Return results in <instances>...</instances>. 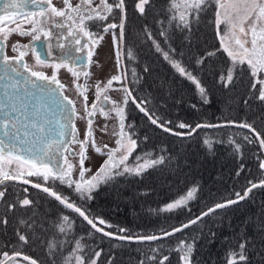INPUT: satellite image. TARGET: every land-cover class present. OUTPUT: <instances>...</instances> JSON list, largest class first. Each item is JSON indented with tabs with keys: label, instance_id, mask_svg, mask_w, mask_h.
Returning a JSON list of instances; mask_svg holds the SVG:
<instances>
[{
	"label": "snow or ice",
	"instance_id": "1",
	"mask_svg": "<svg viewBox=\"0 0 264 264\" xmlns=\"http://www.w3.org/2000/svg\"><path fill=\"white\" fill-rule=\"evenodd\" d=\"M213 3L216 5L215 20L210 21V23H214L217 36L220 37V47L228 58L226 66L222 64L217 74L220 83L228 89L234 87L241 77L246 76L250 86L249 99L254 96L256 100L264 102V0H168L169 14L167 22L170 27H163V20L158 21V24L161 27L160 36L165 43L169 44V51H165L161 47L160 42L152 35L147 25L144 27V33L147 39L152 41L157 52L162 53L164 59L171 64L180 76L186 77L196 86L203 103H208L207 93L200 80L182 62L172 58L171 54L175 53V49L170 44V29L187 33L185 39L191 45L193 24L199 25L202 14H207ZM62 4L63 7H57L53 0H0V187L3 188V190H0V202L4 201L6 195V182L18 181L21 184L31 185L32 188L47 193L49 197H53L65 208L78 213L95 232L102 233L105 237L152 242L164 240L177 232H182L183 229L189 228L191 225L201 223L204 217L216 213L217 209H225L250 199L253 189H264V158L257 155L256 159L262 174L258 181L248 180L250 186L246 187L242 193L235 192V199H227L216 203L199 216L180 227L173 228L171 231L162 230L160 235L139 236H119L106 231L100 225L105 227H112V225L100 217L90 216L88 211L77 206L76 202L71 200L70 197L56 191L57 181L61 185L67 184L69 188L74 185V191L78 194L79 199L90 201L94 199L93 190L97 189L101 183L107 184L115 177L126 173L140 175L148 168H155L167 163V157L163 154L156 157L150 152L144 153L143 156L137 155L135 165L130 166L126 163L132 152L139 146L138 139L134 138L135 132L127 131L124 123L125 107L129 101L136 105L151 124L172 135L192 136L200 128L226 126L223 124L197 123L195 127H192L190 124L180 122L177 127L189 131L175 132L167 126L171 121H162L154 111L146 107L150 103L148 99L137 98L134 95L136 90L130 85L138 84L142 77L137 73L135 67H131V79L129 81V66L125 65L124 70L120 68L122 54L133 65L137 59L132 48L125 47L127 0H62ZM151 6L152 0H136L135 11L141 17H146ZM222 9L224 10L223 18L221 17ZM18 17H22L29 27L24 28L17 23L16 18ZM117 17L119 22H117ZM6 21L15 23L16 27H8V30L5 31ZM52 28L66 29V36L63 38L71 37L72 44L80 47L72 49L71 45L57 43L56 47L65 49L64 56L68 57V61L66 65L62 58L60 63L53 66L52 74L49 76L42 71L34 70V67L30 66L25 60V57L31 51L36 58L37 65L43 67L47 64L44 57L52 55V44L49 42L53 35ZM94 28L102 31H93ZM109 32L113 37L119 74L109 78L106 83L96 81L94 85H89L90 73L85 72L83 67L80 71L76 70V66L81 65L83 61L80 56L71 53H81L84 49H88L86 60L91 63L95 47L103 40L104 34ZM13 34L21 37L30 36L31 41L29 44L24 45H20L19 42L12 43L11 51L14 55L9 56L4 49ZM56 36L57 39H60V34H56ZM82 37L89 38V42L81 44ZM37 41L41 42L39 47L35 44ZM218 51L219 49H213L206 51L203 55H197L195 57L197 66L203 69L206 60L216 57ZM65 66H67V71L74 77L73 85L82 101V113L77 111L76 102L64 95L66 86L57 78L59 68ZM144 71L147 72L148 68L145 67ZM25 73L27 76L24 75ZM81 75L86 78L83 84L77 83ZM114 81L121 82L120 90L124 93L122 101L111 100L107 95L109 91L117 90L113 88ZM52 85H55V87H52ZM92 89H94L95 99L89 103L88 92ZM28 95H39L51 101L49 108L51 109L54 105L56 111L61 115L67 111L61 101L70 106L71 111L67 115V122L63 127L71 129L68 135L72 136V143L79 145L78 151L70 152L74 159L78 157L76 163L69 162L67 156H65L64 166L60 165L58 157L62 155V151H68L61 140L64 133L53 127L51 118L39 115L43 111L42 107L37 108L34 104L31 108L29 107L25 99ZM104 101L113 105V111L116 118H118L119 132H113V135L117 137L115 140L116 147H109L107 144L100 147L96 144L93 118L96 116L99 102L100 114L108 119ZM244 103L247 106L248 99ZM192 107L196 108V105H192ZM30 112L33 114L30 115ZM74 116L87 121V127L83 131V139H77L80 130L75 126ZM226 124L248 129L253 134L254 139L247 134L243 136V139L249 144L258 141L260 149H264V134L258 132L253 123L227 121ZM127 128L131 129L132 125H127ZM107 129L108 125L105 124L99 128V131L106 134ZM53 132L56 133L55 137L52 135ZM125 136L128 137L127 141L124 140ZM144 139L147 140V136ZM219 142L223 143V141ZM228 143L239 154V159H243L242 145L231 135L228 137ZM204 144L211 149L212 144L208 139L204 140ZM89 147L98 154L106 155L107 158L96 169L95 173L85 179V173L92 171L85 166L86 160L89 159ZM104 149L107 151H103ZM5 164L9 166L7 171L4 167ZM13 164H15V167H12ZM243 169L244 165L241 164L236 173L237 177L240 176ZM74 171L78 172L79 180L72 179ZM31 177L36 179H29ZM23 191L27 192L28 189L25 188ZM196 192L197 188L195 187L189 189L185 196L167 204L160 211H172L186 206L189 200L195 198ZM18 203L21 207H24L32 206L34 202L29 198H18ZM15 208L16 204H7L9 211ZM34 217L35 214L28 219L22 218L19 221L20 227L16 229L15 235L21 249L25 245L39 242L42 246L46 245V255L51 264H57L58 257L60 258V264H73V262L74 264H98L103 249H92L93 254L90 255L86 251L87 246L82 243L83 237L77 238L75 236V222L69 215L61 214L57 221H52L51 225L38 222ZM2 223L7 225V217L3 218ZM50 227L55 228L56 232L45 239L42 233H48ZM257 227L261 233H264V219L259 220ZM21 228L24 231H21ZM37 229H40V231ZM118 231L123 233L127 229L119 228ZM89 235H92V233L90 232ZM211 235L215 237V233ZM194 244L195 241L188 243L185 240H180L172 249V251L179 253L180 264H192L191 256ZM247 245L248 240L242 239L238 245V250H230L227 264L246 262L248 260ZM15 247L16 245H13V248ZM166 247L165 244L151 246L149 254L143 255L140 264H150V262L157 261L158 257H162L159 258V264H165V261L170 259L169 255L162 254V249ZM0 255L4 257L0 260V264H17L16 257L28 261V264H40L38 260L24 255L22 251H13L12 253L5 251L0 252ZM113 261L114 257L109 258L108 264H113Z\"/></svg>",
	"mask_w": 264,
	"mask_h": 264
},
{
	"label": "trees",
	"instance_id": "2",
	"mask_svg": "<svg viewBox=\"0 0 264 264\" xmlns=\"http://www.w3.org/2000/svg\"><path fill=\"white\" fill-rule=\"evenodd\" d=\"M161 2L163 0H152L147 19L131 13L130 43L137 57L132 67L136 68L137 73L140 72L139 75L145 72L144 69L147 67L148 71L143 75L148 73L151 77L147 82L140 80L138 84L132 85V88L136 90L134 95L137 98L148 99L150 103L146 107L154 111L162 121H171L167 126L178 132L189 131L178 128L177 125L180 122L194 127L197 123L235 121L253 123L256 130L263 127L264 102L256 100L254 96L249 99L250 86L246 76L241 77L234 87L226 89L219 80L217 83L214 82L218 78L217 74L221 67L215 57L208 58L203 69L199 68L195 62L197 55H203L219 45L212 35L213 31L210 30L213 15L211 8L207 14H202L205 20L201 21L200 26L193 24L192 42L196 48L191 47L187 40L184 41L187 33L180 34L179 31L170 29V44L175 49V53L171 55L176 56L174 58L180 62L194 58V61H187L185 67L200 80L204 88L206 87L205 80L211 82L212 86H209V91L205 89L208 103H203L200 94H198L199 97H195L194 93L192 96L190 93L189 95L185 93L188 91L185 87H189L187 83L190 81L181 77L179 73H175L174 69L169 70L170 66L159 56L161 53L157 54V59L156 56L153 57L152 51L157 52V50L144 33L145 25L160 42L161 47L169 51V44L165 43L160 36L161 27L158 24V21L163 20V27H170L167 22L168 6H165L162 11ZM140 34L148 40V43L146 41L145 44L139 43L136 46L139 40L137 35ZM179 37H181L180 41H178ZM184 42L189 48L187 44L184 45ZM221 51L222 49L217 52V56L221 55L219 54ZM183 57L185 60L182 59ZM130 79L129 77V81ZM246 99H248L247 106L244 103ZM192 105H196V108ZM131 113L140 112L132 106L129 114ZM139 116L145 126L138 123L134 127L139 145L135 149V154L143 156L147 152L154 154L160 151L167 157V163L148 168L140 175L127 174L123 178L128 180L121 181V178L119 180L114 178L106 186L100 184L96 192L92 194L94 199L90 201L70 198L76 202L77 206L88 211L90 216L100 217L112 225V227L100 225L105 230L124 236L159 234L162 230L168 231L189 221L216 203L235 198V192L242 193L248 186V180H259L262 170L259 168L256 156L259 155L261 158L263 156L257 143L249 144L243 139L246 134L254 139L249 131L234 126L200 128L192 136L178 137L156 128L141 113ZM230 135L242 145L243 159H239V154L228 143ZM145 136L147 140H144ZM205 139L211 142V149L204 144ZM187 140L195 142L193 150L192 146L187 145ZM241 164L244 165V169L237 177L236 173ZM193 187L197 188L195 198L192 201L189 200L185 207L172 211L157 209L175 200V196L180 192ZM42 196L51 208L57 207L56 211L54 208V210L50 209L52 213L46 215L47 224L57 221L56 216H52L54 212L58 211L71 216L73 221L84 229L80 235L83 236L82 241L87 246L86 251L92 255V249H103L98 264H108L111 257H114L113 264H140L143 255L149 254L150 247L160 244L167 245L165 249H162V254L170 256L165 264H180L179 253L172 251L180 240L188 243L195 241L191 256L192 264H227L226 258L229 251L238 250L242 239L248 240V260L240 264H264V233H261L257 227L259 220L264 219L262 215L264 213V189L261 188L253 189L250 199L246 201L220 209L204 217L201 223L192 225L164 240L149 243H125L103 237L92 231L76 214L60 206L45 194L42 193ZM61 213L57 214L58 219ZM46 216L44 215L41 222H46ZM29 217L30 214L26 213V217L24 215L22 218ZM20 219L18 217L19 221ZM119 228H125L127 231L121 233L118 231ZM90 232L92 235H89ZM212 233H215V237L211 235ZM43 235L46 239L52 234ZM9 240L10 237L4 241L9 243ZM30 247L33 250L27 252L31 257L39 262L42 261L43 264H46V261L51 264L46 255V245L42 246L37 242L25 245L24 248L29 250ZM38 252H42L41 255L45 259L38 258ZM159 258L162 257H158L157 261L150 262V264H159ZM57 264H60L59 257Z\"/></svg>",
	"mask_w": 264,
	"mask_h": 264
},
{
	"label": "rangeland",
	"instance_id": "3",
	"mask_svg": "<svg viewBox=\"0 0 264 264\" xmlns=\"http://www.w3.org/2000/svg\"><path fill=\"white\" fill-rule=\"evenodd\" d=\"M135 2H136V0H132V2H131L132 3V5H131V13L132 14H137V16H140L139 13L135 11ZM161 3H162L161 10L163 11V9L165 8V6H168V0H163V2H161ZM215 8H216V5H215V3H213L211 5V10L213 11L212 21L215 20ZM223 15H224V10L222 9L221 10V17L222 18H223ZM204 20H205V18H204V15H203L202 16V19L200 20V23H201V21L204 22ZM200 23H199V26H200ZM221 27H223V25H221ZM210 30L213 31L212 32V35H213L214 39L216 40V42H219V45L217 47H214L213 49H219V50L222 49L220 47V37L217 36L216 27H215L214 23H210ZM179 33L181 34V32H179ZM108 34L109 33L104 34L103 40L100 42L99 45L96 46V50H95V52H94V54L92 56L93 57V62H92V66H91L90 77L88 78L89 85H94V83L96 81H103V82L106 83L109 78H111L114 75H118L119 74V72L117 70V63H116V52H115V49L113 47V38L110 39V41H111V43H110ZM180 38L181 37L178 38V41H180ZM137 39H139L138 40L139 43H144L145 44L146 41L148 43V40L145 39L144 37H142L141 34L140 35H137ZM184 41H186V39H184ZM185 44H187V43L184 42V45ZM187 46H188V44H187ZM190 46L193 47V48H196V45L193 42L191 43ZM188 48H189V46H188ZM163 49L165 51H168L165 48H163ZM159 53H161V52H156L155 50H154V52L152 51L153 57L156 56L155 57L156 59H157V54H159ZM219 54H221V55L215 57L216 62H218V65L220 64L219 67L222 64H225V66H226V62H228L227 55L223 52V50ZM159 56L163 60H165L164 57H163V55H162V53ZM174 57H176V56L172 55V58L173 59H175ZM123 59H124V64L127 65V63H126L127 57L125 55L123 56ZM182 59L185 60L184 57ZM190 60H193L194 61V58H189L188 60L182 62V64L185 66V64L187 63V61H190ZM165 61L167 62V65L170 66L169 67V70L174 69L167 60H165ZM177 61H179V60H177ZM245 67H246V65H245ZM61 71L58 72L59 74H58V77L57 78L66 86V89H65L66 92L69 93L71 95V98L76 102L77 111L79 113H82L83 112L82 101H81V98L77 95L76 90H75V86L73 85L74 77L72 76L71 73L66 72L65 71V68H62ZM169 73H172V72H169ZM175 73H178V72L176 71ZM143 74H145V72H142V74L140 75L142 77V79H140V80H143V81L147 82V80L149 79L150 75H148V73L146 75H143ZM129 77L131 78L130 72H129ZM170 78H171V80H174L173 77H170ZM184 79L188 80L186 77H184ZM218 80H219V78L215 79L214 82L216 81V83H217ZM188 81H190V80H188ZM205 82H206L205 89L207 91H209V88H210L209 86H212V84H211V82L206 81V80H205ZM187 84L189 85V87L186 86L185 89L188 90L189 92L186 91L185 93L187 95H189V93H190L191 96H192V93H194L195 94L194 95L195 97H199V95H198L199 92L196 89V86L191 81L188 82ZM130 86L132 87V85H130ZM113 88L114 89H117V90L109 91L107 93V95L111 98V100H114V101H122L123 100L124 93H123L122 90H120V88H121V82L114 81L113 82ZM93 91H94V89H92V90H90L88 92V97H89V101H90L89 103H91L95 99V96H94V92ZM130 102L131 101H129L128 105L125 107L124 123H125L126 130L127 131H134V127H136V125L138 123H141L142 126H145V124H144L143 120L141 119V117L139 116L140 113H136V114L131 113V114H129L128 107L131 104ZM110 105L113 106L112 104H110ZM132 105L130 106V108L132 107ZM111 108L112 109L109 108L107 110L108 119H105L104 116H102L100 114V110L97 111L96 116L93 118V120H94V123H93V131H94L95 138H96V144H97V146H100V147H102L104 144L109 145V147H116L115 140H116L117 137L113 135V132L114 131L119 132V122H118V118H116L115 112L113 111V107H111ZM134 112H135V109H134ZM74 119H75V122L77 123V125L80 127V131H81L79 133L80 139H83V131L87 127V121H86V119H80L78 117H75ZM210 123H218V122H210ZM105 124L108 125V129H107V133L106 134L105 133H101L99 131V128L102 127ZM260 124H262V123H260ZM127 125H132V128L131 129H128L127 128ZM139 129L137 130V132L140 131ZM214 131H219V130H214ZM257 131L260 132V133H262V134H264V126L263 127L261 126V128H257ZM134 138H136V137H134ZM127 139H128V137L125 136L124 137V140L127 141ZM184 142H186V141H184ZM194 143L195 142H193L192 140H187V145L188 146H192V148H191L192 150L194 149V147H193ZM71 147L74 149V151H78L79 145L78 144H75V143H71ZM103 151L106 152L107 150L104 149ZM135 153H136V151L134 150L132 152L131 156L129 157V160L126 162L130 166L136 164L135 157L137 155ZM161 154H163V153H160V151H156V152H154L153 155L156 156V157H159ZM88 155H89V159L86 160L85 166L87 168H90L92 171L85 173V179H88L93 173H95L96 169L99 168V166L107 158L106 155H101V154L96 153L91 147H89ZM66 156H67L69 162H71V163H76V161L78 160V157H76L74 159L71 155H66ZM126 175H127V173L124 174V175H121V176H117L115 178H116V180H119V178H121V181L128 180V179H124L123 178ZM129 175H135V174H129ZM29 179H31V178H29ZM72 179L73 180H79V174H78V172H76V171L73 172ZM31 180H33V179H31ZM101 184L106 186L108 183L107 184L101 183ZM56 186L60 188V189H58L56 187V189H55L56 191L61 192L64 195L69 196L70 198H74V199L80 200L78 194L74 191V185H73L72 188H69L67 186V184H64V185L56 184ZM12 188H13V186L10 187L9 189H6V195H8V194L10 195L12 193V190H11ZM25 188L28 189L27 192L23 191V189H25ZM185 188H186V186H185ZM17 190L19 191V194H18L19 195V199L29 198L34 203H33L32 206H24V207H21L20 204L18 203V206H16V208H15V211L16 212L9 211L10 212V218H11V213L12 212L18 213V217L21 218V219H22V217H24V215L26 217V213H29L30 214V217H32L33 214H35V217L34 218L38 222H41V219L44 217V215L46 216V215H50L52 213V211H50V209H53L54 208L55 211L57 210V207L56 206H53V208H51L48 205L47 201L42 198L43 196H42V193L40 191H37L35 189L28 188V187L23 186V185H20V184L17 186ZM96 190L97 189L93 190L92 194H94L96 192ZM188 191L189 190L184 191V192L182 191V193L180 192L179 195L177 194L175 196L176 197L175 200L179 199L182 196H185ZM6 195H5V197H6ZM175 200H173V201H175ZM17 201H18V198H17ZM173 201H171V202L169 201L163 207H159L157 209L160 211V209L164 208L167 204L172 203ZM6 208H7V206L5 205L4 206V209L6 210ZM181 210H183V209H181ZM20 212H22V213H20ZM60 213L61 212H58V211L57 212H54V215H52V216H56V219L58 220L57 216H59V215H57V214H60ZM61 214H63V213H61ZM23 219H25V218H23ZM71 219L73 220L72 217H71ZM45 221H46L45 223H47V216H46V220ZM18 224H19V221H18ZM49 225H51V223H49ZM19 227H20V225H19ZM74 228H75V236L77 238L83 237L80 234L82 233V230L84 231V229H82L76 222H75ZM37 230L40 231V229H37ZM21 231H24V229L21 228ZM49 231H50V233L48 232V234H53V233L56 232V229L53 228V227H50ZM43 234H45V233H42V235ZM43 236H45V235H43ZM50 236H47L46 239L49 238ZM82 243H84V242L82 241ZM12 244L13 245H16L15 248H19V250H21V248L19 247L18 238H17L16 241H13ZM28 249L30 251L33 250L32 247H30ZM69 250H70V248H69ZM41 254H42V252H38L37 257L40 258V259H45L43 257V255H41ZM226 261H228V256L226 258ZM46 264H49V262L46 261ZM73 264H74V262H73Z\"/></svg>",
	"mask_w": 264,
	"mask_h": 264
},
{
	"label": "flooded vegetation",
	"instance_id": "4",
	"mask_svg": "<svg viewBox=\"0 0 264 264\" xmlns=\"http://www.w3.org/2000/svg\"><path fill=\"white\" fill-rule=\"evenodd\" d=\"M53 2H54V4L57 7H63L62 0H53ZM131 17H132V14H131V0H127V23H126V29H125V34H126V45H125V47L126 48L127 47L131 48V43H130V37H131V33H132ZM16 19H17V23H19L22 27H24V28H28L29 27L28 23L22 17H18ZM117 22H119V18L118 17H117ZM8 27L15 28L16 24L12 23L11 21H6L5 31L8 30ZM93 31H102V30L94 28ZM51 32L53 33V35L50 38L49 42L52 44V55L44 57V59L47 61V64L45 66L41 67L40 65H37L36 58L33 56L31 51L25 57V60L30 64V66L34 67V70L42 71L46 75H49V76L52 74L53 66H55L58 63H60L62 58L64 59L66 65H67V61H68V57L64 56L65 49H61V48L56 47L57 43H63L65 45H71L72 49H74L76 47H80L79 45L72 44L71 37H68L67 39L63 38L64 36H66V33H67L66 29L52 28ZM56 34H60V39H57ZM108 37H109V41H110L111 38H113L111 32H109ZM41 39L43 40V37ZM30 41H31V37L30 36L21 37L19 35L13 34L11 36L10 40L7 42V45H6L5 49H4V51H5V53L7 55L12 56V55H14V53L11 51V44L12 43L19 42L20 45H24V44H29ZM86 42H89V38L82 37L81 44H84ZM110 43H111V41H110ZM35 44H36L37 47H39L41 42L37 41V42H35ZM138 44H139V42L137 41L136 42V46ZM95 50H96V47L94 49V52H95ZM87 51H88V49H84V51L81 52V53H75V52L71 53L73 55L80 56L82 61H83V63L81 65H77L76 66V70L77 71H80L81 67H83V70L85 72H89V73L91 72V66H92V62H93V57H92V62L89 63L86 60ZM123 56L124 55L122 54L123 66L121 68V65H120V68L124 70L125 69V64H124ZM126 63H127V65H129V72H130V68L132 67V64L128 60L126 61ZM62 68H65V71L68 72L67 71V66L59 68L58 72H60ZM58 72H57V77H58V74H59ZM24 75L27 76L26 73ZM80 77L81 78H79L77 83L83 84L85 82L86 78L83 75H81ZM52 87H55V85H52ZM29 88H30V86H29ZM32 91H36V90H32ZM64 95H66L69 98H71V95L69 93H67L66 90L64 92ZM25 99H26L27 103L29 104L30 108L33 106V104L37 108H41L42 107L43 111L40 112L39 115H43V116H47V117L51 118L52 121H53V127L56 128L57 130L63 131L64 135L61 137V140L64 143L65 147L68 149V151H62V155L58 157V160H59L60 165L64 166V157L66 155H70L71 151H74V149L71 147V143H72V139L73 138H72V136L68 135V133L71 131V129L67 128V127H63V125L67 122V115L71 111L70 106H68L66 104V102L61 101L63 103L64 109L67 110L66 112H64L63 115H61L60 113H58L56 111L54 105L51 107V109L49 108V105L51 104V101L47 100L46 98H43V97H41L39 95H36V96L28 95ZM110 104L111 103H109L107 101H104V107H105L106 110H108L109 108L112 109L111 107H113V106H111ZM131 105H132V103L130 104V106ZM130 106L128 107V109H129L128 112L129 113L131 112ZM99 110L100 109H99V102H98L97 111H99ZM29 114L32 115L33 113L30 112ZM74 118H75V116L73 117V120L75 122ZM75 126L80 130V127L77 125L76 122H75ZM52 135H53V137H55L56 133L53 132ZM77 139H80L79 134L77 136ZM4 167H5V170L7 171L9 166L7 164H5ZM12 167H15V164H13ZM31 179L35 180L36 178L35 177H31ZM41 183H43V181H41ZM6 184H7V188L6 189H9L12 186H13V188L11 189L12 193L10 195L9 194L6 195V197L4 198V201L0 202V252L7 251L9 253H12L14 251L12 249H16L17 251H22L24 255H27V256L31 257V255H29L28 252H27V251H30V250H27L24 247L22 248L23 250L22 249L19 250V248H13V244L11 243V242L17 240V237L15 235V231H16L17 228H19L18 213H13L12 212L11 213V218H10V212H9V210L7 208L5 210L4 206L5 205L7 206V204H9L10 202L14 203V204H16V206H18L17 198H19V195H18L19 191L17 190V186L19 184L15 183V182H11V181H7ZM56 184H60L59 181H57ZM57 188L60 189L59 187H57ZM0 190H3V188L0 187ZM12 211H15V209L12 210ZM4 217H7V219H8L7 225H4L2 223V220H3ZM4 237H6V238L3 239ZM9 237H10L9 243L4 241L6 239H9ZM2 259H4V257L2 255H0V260H2ZM16 262H17V264H27V263H25V262H23L21 260H17V259H16ZM40 264H43V263L40 262Z\"/></svg>",
	"mask_w": 264,
	"mask_h": 264
},
{
	"label": "water",
	"instance_id": "5",
	"mask_svg": "<svg viewBox=\"0 0 264 264\" xmlns=\"http://www.w3.org/2000/svg\"><path fill=\"white\" fill-rule=\"evenodd\" d=\"M121 61H122V57H121ZM122 64H123V62H121V68H122ZM123 70V69H122ZM133 105H135V104H133ZM136 106V105H135ZM142 113V112H141ZM143 114V113H142ZM144 115V114H143ZM145 116V115H144ZM146 117V116H145ZM147 118V117H146ZM148 119V118H147ZM149 121V120H148ZM150 122V121H149ZM226 122L227 121H224V122H218V123H210V124H223V125H226V126H234V125H227L226 124ZM151 123V122H150ZM236 123H240V122H236ZM203 124V123H202ZM155 126V125H154ZM195 127V126H194ZM235 127V126H234ZM158 128V127H157ZM159 129H161V128H159ZM162 130V129H161ZM246 130H248V129H246ZM167 133H169V132H167ZM171 134V133H170ZM252 134V133H251ZM253 135V134H252ZM176 136V135H175ZM257 143V146H258V148H259V150H260V153H261V155L263 156V158H264V149H260V147H259V142L257 141L256 142ZM11 182H15V183H17V184H20V185H23V186H26V187H28V188H31V189H35V190H37V191H40L41 193H43V194H45L47 197H49L48 195H47V193H45V192H43V191H41L40 189H37V188H32L31 187V185H25V184H21V183H19L18 181H11ZM250 185H248L247 187H249ZM244 191V190H243ZM49 198H51L53 201H55L57 204H59V202L58 201H56L53 197H49ZM235 199V198H234ZM60 206H62V207H64L63 205H61V204H59ZM65 208V207H64ZM210 208V207H209ZM67 209V208H66ZM69 211H71V212H73L71 209H68ZM207 211V210H206ZM74 214H76L92 231H94L95 232V230L94 229H92L91 228V226L87 223V221H85V220H83V218L82 217H80L79 215H78V213H76V212H73ZM201 214V213H200ZM200 214H198V215H196V216H194L193 218H195V217H197V216H199ZM193 218H191V219H193ZM190 219V220H191ZM188 222V221H187ZM187 222H185V223H187ZM183 225V224H182ZM181 226V225H180ZM180 226H177V227H180ZM176 228V227H175ZM172 230V229H171ZM171 230H169V231H171ZM184 230V229H183ZM95 233H97V234H99V235H101V236H103L102 235V233H98V232H95ZM161 233H159V234H156V235H160ZM103 237H105V236H103ZM108 238H112V237H108ZM115 239V238H114ZM118 240V239H117ZM121 241H127V242H133V243H144V242H146V243H149L148 241H144V242H139V241H128V240H121ZM153 242V241H152ZM15 259H17V260H21V261H23V262H25V263H27L28 264V261H25V260H23L21 257H16Z\"/></svg>",
	"mask_w": 264,
	"mask_h": 264
},
{
	"label": "bare ground",
	"instance_id": "6",
	"mask_svg": "<svg viewBox=\"0 0 264 264\" xmlns=\"http://www.w3.org/2000/svg\"><path fill=\"white\" fill-rule=\"evenodd\" d=\"M122 66H123V64H122ZM138 111H139V109L135 106V105H133ZM140 112V111H139ZM141 113V112H140ZM142 114V113H141ZM143 115V114H142ZM144 116V115H143ZM145 117V116H144ZM148 120V119H147ZM150 123V122H149ZM151 124V123H150ZM153 125V124H152ZM154 126V125H153ZM156 127V126H155ZM157 128V127H156ZM159 129V128H158ZM206 129H210V128H206ZM161 130V129H160ZM246 130V129H245ZM163 131V130H162ZM174 131V130H173ZM248 131V130H247ZM175 132H178V131H175ZM170 134V133H169ZM172 135V134H171ZM175 136V135H174ZM178 137H186V136H178ZM234 199V198H233ZM214 206V205H213ZM212 207V206H211ZM207 210V209H206ZM206 210H204V211H206ZM218 210H220V209H217V211ZM203 211V212H204ZM202 213V212H201ZM207 217V216H206ZM184 224V223H183ZM182 225V224H181ZM180 226V225H179ZM192 226V225H191ZM187 229V228H186ZM171 230V229H170ZM107 231V230H106ZM169 231V230H168ZM109 232V231H108ZM112 233V232H111ZM178 233V232H177ZM114 234H116V233H114ZM176 234V233H175ZM116 235H119V236H124V235H121V234H116ZM106 238H108V237H106ZM108 239H112V240H115V241H119V242H125V243H133V242H127V241H121V240H117V239H114V238H108ZM144 243H146V242H144ZM16 260V259H15Z\"/></svg>",
	"mask_w": 264,
	"mask_h": 264
}]
</instances>
